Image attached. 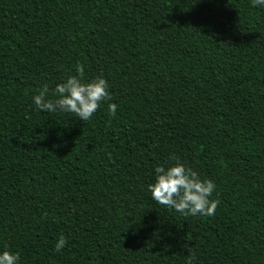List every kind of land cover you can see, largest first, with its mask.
I'll use <instances>...</instances> for the list:
<instances>
[{
    "label": "trees",
    "instance_id": "trees-1",
    "mask_svg": "<svg viewBox=\"0 0 264 264\" xmlns=\"http://www.w3.org/2000/svg\"><path fill=\"white\" fill-rule=\"evenodd\" d=\"M77 63L110 100L88 121L36 109ZM176 158L215 183L214 215L151 199ZM0 249L19 264H264V9L0 0Z\"/></svg>",
    "mask_w": 264,
    "mask_h": 264
},
{
    "label": "clouds",
    "instance_id": "clouds-1",
    "mask_svg": "<svg viewBox=\"0 0 264 264\" xmlns=\"http://www.w3.org/2000/svg\"><path fill=\"white\" fill-rule=\"evenodd\" d=\"M254 5L264 9V0H253ZM75 75H69L54 89V97L49 98V88L45 85L31 97L36 109L41 112L72 113L80 121H88L100 107L110 100L109 84L103 76L83 80L84 65H75ZM110 115L115 116L116 104H108ZM216 189L210 179H202L196 171L176 162L167 167L158 166L154 170L153 182L148 185L151 199L157 204L190 216H212L218 200L212 199ZM66 238L59 237L54 245L60 252L65 248ZM190 251V249H189ZM194 256L187 264H193ZM0 264H19V254L0 249Z\"/></svg>",
    "mask_w": 264,
    "mask_h": 264
}]
</instances>
